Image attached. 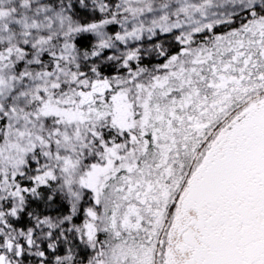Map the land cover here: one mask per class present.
Here are the masks:
<instances>
[{
  "label": "snow or ice",
  "instance_id": "obj_1",
  "mask_svg": "<svg viewBox=\"0 0 264 264\" xmlns=\"http://www.w3.org/2000/svg\"><path fill=\"white\" fill-rule=\"evenodd\" d=\"M0 264H264V0H0Z\"/></svg>",
  "mask_w": 264,
  "mask_h": 264
}]
</instances>
